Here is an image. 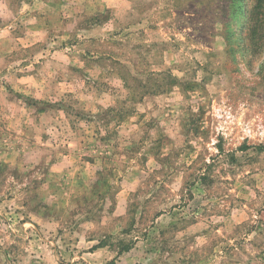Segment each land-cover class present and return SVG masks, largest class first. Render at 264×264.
Here are the masks:
<instances>
[{"label":"rangeland","instance_id":"1","mask_svg":"<svg viewBox=\"0 0 264 264\" xmlns=\"http://www.w3.org/2000/svg\"><path fill=\"white\" fill-rule=\"evenodd\" d=\"M0 264H264V0H0Z\"/></svg>","mask_w":264,"mask_h":264},{"label":"bare ground","instance_id":"2","mask_svg":"<svg viewBox=\"0 0 264 264\" xmlns=\"http://www.w3.org/2000/svg\"><path fill=\"white\" fill-rule=\"evenodd\" d=\"M241 22H242V20H237V21H236V24L234 25L233 28H240L239 26H241V25H240Z\"/></svg>","mask_w":264,"mask_h":264}]
</instances>
